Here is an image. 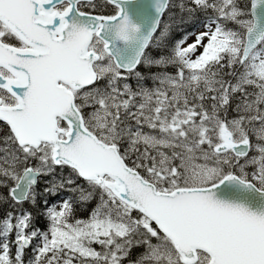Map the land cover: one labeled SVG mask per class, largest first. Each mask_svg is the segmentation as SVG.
Returning <instances> with one entry per match:
<instances>
[{
    "label": "snow or ice",
    "instance_id": "snow-or-ice-1",
    "mask_svg": "<svg viewBox=\"0 0 264 264\" xmlns=\"http://www.w3.org/2000/svg\"><path fill=\"white\" fill-rule=\"evenodd\" d=\"M0 264H264V0H0Z\"/></svg>",
    "mask_w": 264,
    "mask_h": 264
}]
</instances>
